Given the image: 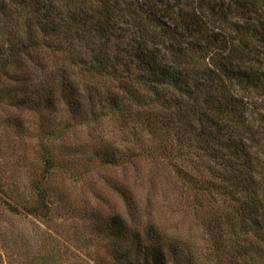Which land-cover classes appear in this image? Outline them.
Wrapping results in <instances>:
<instances>
[{
  "label": "trees",
  "instance_id": "16d2710c",
  "mask_svg": "<svg viewBox=\"0 0 264 264\" xmlns=\"http://www.w3.org/2000/svg\"><path fill=\"white\" fill-rule=\"evenodd\" d=\"M256 2L0 1V39L9 50L5 60L29 55L33 68L42 71L36 86L39 93L29 106L51 103L44 98L54 97L57 89L72 113L93 110L96 104L126 113L122 108L127 104L128 114L137 118V128L161 130L162 147L171 155L175 150L172 141L189 140L187 134H192L195 120L213 125L216 130L234 131L227 141H220L210 127L202 128L195 135L202 142L199 145L219 159V165L205 173L191 168L180 170L181 178L194 191L192 206L202 208L206 198V206L212 209L207 232L213 247L203 253L189 234L188 243L182 245V236L173 232L166 243L154 247L137 242V264L166 263L167 257L176 259L180 255L187 258L188 264L211 263L221 257L228 264H264V17H254ZM233 15L240 21L232 19ZM122 25L131 37L122 48H114L112 40L123 36L114 32ZM61 41L67 45L65 49L88 48L91 59L84 58V67L76 71L66 62L50 64L65 50L59 45ZM208 50L213 54L206 61ZM174 62L192 64L198 70L193 87L179 84ZM212 82L219 95H214L215 91L211 94ZM253 95L259 101L251 98ZM40 150L43 170L31 182L34 201L21 205L22 209L9 206L17 213L23 210L48 220L53 202L46 177L56 161L47 143L42 142ZM180 151L174 156L180 158ZM199 177L202 182H211L210 190L199 185ZM203 189L207 190L206 197ZM113 224L126 234L124 223ZM44 239L41 247H48L41 260L49 264L54 259L51 235ZM180 246L188 249L183 252Z\"/></svg>",
  "mask_w": 264,
  "mask_h": 264
},
{
  "label": "rangeland",
  "instance_id": "374dc122",
  "mask_svg": "<svg viewBox=\"0 0 264 264\" xmlns=\"http://www.w3.org/2000/svg\"><path fill=\"white\" fill-rule=\"evenodd\" d=\"M255 8L254 17H264V0H257ZM232 19L240 18L233 15ZM114 33L123 35L112 40L114 48H122L131 37L124 25ZM59 45L67 48L63 41ZM0 49V264H42L41 257L48 246L43 248L41 243L49 234L54 257L49 264H137V242L154 247L166 243L173 232L182 236V245L188 243L189 234L203 253L213 247L207 232L212 209L206 206V198L202 208L192 206L194 191L181 178L180 170L191 168L205 173L217 167L220 160L206 153L195 135L210 127L220 141H227L228 135H234L231 128L216 130L213 125L193 121V132L187 134L189 140L172 141L173 154L177 155L179 148L183 153L175 157L163 149L160 129L144 125L137 128V118L128 114L127 104L122 108L126 113L99 104L93 110L72 113L57 89L54 97L44 98L51 103L29 106L39 93L36 86L42 71L33 68L29 55L16 61L15 56L5 60L9 50L1 39ZM212 51H207L206 61ZM62 52L50 64L66 62L76 71L84 67V58L92 57L88 48L79 46ZM166 63L173 66L172 62ZM174 65L179 84L193 87L198 70L192 64ZM216 87L214 82L210 84L211 94L215 91L213 94L219 95ZM251 98L259 101L255 95ZM42 142L50 146L56 161L46 177L53 202L48 220L23 210L17 213L9 206L22 209L21 205L34 201L31 182L43 170ZM198 180L199 185L210 190L211 182H202L201 177ZM201 191L206 197L207 190ZM114 221L126 225L127 236L119 232ZM181 248L183 252L188 249ZM227 261L221 257L204 264H228ZM159 264L188 261L183 255L176 259L169 256L166 263Z\"/></svg>",
  "mask_w": 264,
  "mask_h": 264
}]
</instances>
